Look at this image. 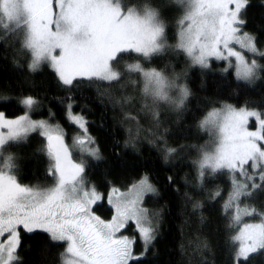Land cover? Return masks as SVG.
<instances>
[{
    "label": "snow or ice",
    "instance_id": "6c2138e0",
    "mask_svg": "<svg viewBox=\"0 0 264 264\" xmlns=\"http://www.w3.org/2000/svg\"><path fill=\"white\" fill-rule=\"evenodd\" d=\"M175 3L184 11L178 21V43L170 45L164 0L155 6L148 2L129 5L124 0H0V44L15 39L30 53L31 71L46 63L69 88L85 80L106 82L109 87H126L125 81L131 84L139 96L123 95L112 103L114 108L120 107L125 120L136 122L135 131L127 129L126 143H134L142 126L137 116L125 111L126 105L138 99L139 111L159 129L162 113L185 109L191 94L179 74L158 69L152 64L154 59L170 52L184 54L201 68H208L212 59L226 61L224 71L234 69L236 80L245 82L259 78L264 71V65L244 55L247 51L264 56L257 49L255 36L243 30L246 20L242 12L249 0ZM124 54L131 62L122 68ZM21 104L31 111L37 101L29 96ZM67 118L80 129L74 145L81 153L101 159L85 118L72 113L71 103ZM250 119L255 121L251 130ZM199 127L209 132L211 146L197 149L200 157L194 164L198 185L203 187L217 174L228 175L231 191L224 209L231 210L230 226L239 225L232 238L238 245L234 259L236 264H250L254 254L264 255V214H259L260 222L242 223L243 217L253 216L256 209L242 208L240 201L264 191V114L224 104L208 112ZM149 131L156 140H164L163 134ZM31 133L46 141L42 151L48 158L47 175L52 180L47 187L22 185L15 174L17 162L11 149ZM165 151V160L177 153L176 148L167 146ZM85 169V160L72 159L59 125L33 120L28 114L10 119L0 112V264H16L21 230L46 234L40 237L45 247L63 246V264H142L134 251L137 240L125 232L134 228L147 252L156 238V223L142 205L145 196L156 194V188L147 176L126 193L113 187L107 196L112 214L104 219L94 206L105 197L94 186L86 185ZM215 195H220L219 190ZM200 206L195 204L194 208Z\"/></svg>",
    "mask_w": 264,
    "mask_h": 264
},
{
    "label": "trees",
    "instance_id": "16d2710c",
    "mask_svg": "<svg viewBox=\"0 0 264 264\" xmlns=\"http://www.w3.org/2000/svg\"><path fill=\"white\" fill-rule=\"evenodd\" d=\"M145 2L155 6L159 0H124L129 5ZM164 4L167 41L175 45L178 32L174 23L181 11L166 0ZM242 16L246 20L243 30L254 35L257 48L264 50V0H249ZM124 57L122 68L131 62L127 59L128 54ZM261 62L264 65V56ZM29 64L30 54L23 51L15 39L0 44V112L10 119L25 114L21 100L31 96L37 101L31 117L59 125L66 142L71 144L80 134V129L67 118V106L71 103L73 114L86 117L88 133L100 150L99 160L79 153L86 161L84 175L88 182L98 192L106 194L113 187L129 188L147 176L156 188V194L145 199V206L156 219V238L140 258L142 264H236L237 243L232 238L237 229L230 226L231 210L226 212L224 209L231 191L230 179L226 174H217L203 187L196 179L194 161L200 157L197 149L204 148L208 142L199 124L208 112L224 104L264 114V71L255 83H244L237 81L233 72H225L221 62L212 61L208 68H201L193 65L186 55L177 56L171 52L154 59L153 66L165 69L169 74H179L180 82L188 86L191 94L185 109L162 113L159 129L153 128L150 117L137 111L140 108L138 99L133 101L135 106H125V111L137 116L142 126L140 137L134 143H126L129 140L127 129L131 127L135 131L136 122L125 120L120 107H113L112 100L123 95L138 97L139 93H134L131 84L125 81L126 87H109L106 82L85 80L69 88L59 82L49 66L31 71ZM149 129L163 134L164 140H156ZM151 140L155 143H150ZM45 145L44 138L34 133L11 149L17 162L15 174L22 185L52 183L47 175L48 158L42 151ZM165 146L177 149V153L167 160ZM217 190L221 192L219 196L214 195ZM247 201L256 209L253 219L261 218L264 191ZM195 204L201 206L194 208ZM94 211L104 219H109L112 214L106 203L97 204ZM126 232L137 237L132 227ZM45 235L21 230L16 264H62L64 247L55 244L45 247L40 239ZM142 250L143 245L137 238L135 252L140 254ZM250 264H264V255L254 254Z\"/></svg>",
    "mask_w": 264,
    "mask_h": 264
},
{
    "label": "rangeland",
    "instance_id": "374dc122",
    "mask_svg": "<svg viewBox=\"0 0 264 264\" xmlns=\"http://www.w3.org/2000/svg\"><path fill=\"white\" fill-rule=\"evenodd\" d=\"M166 1H168L169 2V4L171 5V6H174V7H176V8H178L180 11H181V15L178 17V19H177V21H175V23H174V27H175V29L177 30V32H178V21L180 20V18L182 17V15H183V7L181 6V5H178V4H176L175 3V0H166ZM243 13V12H242ZM177 38H178V34H177ZM179 39V38H178ZM234 47H236L237 48V50H240V51H244V50H241V49H239V47L238 46H234ZM258 49V48H257ZM259 50V49H258ZM260 52H264V50H259ZM30 54V53H29ZM244 55H245V57L249 60V61H251L252 59H256L257 61H258V63H260L261 65H262V62H261V59H262V57L263 56H259V55H254V54H252V53H249V52H247V51H244ZM212 61H216V62H221V63H223L224 64V68L227 66V62L226 61H218V60H215V59H212L211 61H210V63L212 62ZM30 62H31V56H30ZM233 63H234V60H233ZM43 65H47L46 63H42L41 65H40V67H42ZM48 66V65H47ZM198 66V65H197ZM39 67V68H40ZM223 68V69H224ZM229 71H231V72H233V74H234V69H229ZM235 76V75H234ZM181 79V78H180ZM256 80L257 79H254V80H252V81H250V82H245V81H241V82H244V83H255L256 82ZM34 107V106H33ZM33 109V108H32ZM32 111V110H31ZM31 111H28V110H26V112H25V114H28L29 115V117L31 118V119H33L32 117H31ZM255 111H257V110H255ZM259 112V111H258ZM16 118H18V117H16ZM33 120H35V119H33ZM36 121H39V120H36ZM254 124H255V121H254V119H250V122H249V128H250V130L251 129H253V127H254ZM202 130V132L207 136V138H208V142H206V145H205V149H207V148H209L210 146H211V137H210V135H209V132L208 131H205V130H203V129H201ZM32 134H34V133H31V134H29V136L30 135H32ZM28 136V137H29ZM27 137V138H28ZM66 139V138H65ZM73 141H74V139H73ZM73 141H72V143L71 144H69V143H67L66 141H65V143L69 146V149H70V151H71V154H72V159L74 160V161H77V162H79L81 159H82V157L80 156V154L79 153H81L80 151H79V149L74 145V143H73ZM81 154H83L84 156H87L86 154H84V153H81ZM87 157H89V156H87ZM145 177V176H144ZM85 181H86V185L88 186V187H92L93 185L92 184H90L89 182H88V180L86 179V177H85ZM139 182V181H138ZM137 182V183H138ZM136 184V183H135ZM50 184H47V185H42V186H39V187H47V186H49ZM132 186H130L129 188H126V189H119L121 192H128V190L131 188ZM112 189V188H111ZM111 189L106 193V194H103V193H101L104 197H105V199L102 201V202H100V203H107V196H108V194L110 193V191H111ZM150 195V194H149ZM148 196V195H147ZM147 196H145V198H144V202H143V207H145V208H147L146 206H145V199H146V197ZM247 199L248 198H241V201H240V203H241V207L243 208L244 206H248V207H250V208H254L253 206H251L250 204H249V202L247 201ZM100 203H98V204H100ZM108 204V203H107ZM109 205V204H108ZM110 206V205H109ZM111 207V206H110ZM94 208H95V206H94ZM148 213H149V216L150 217H152L153 219H154V221L156 220L155 218H154V216H152L151 215V213L149 212V210H148ZM97 214V213H96ZM98 215V214H97ZM254 215H256V214H254ZM253 215V216H254ZM253 216H245V217H243V220H242V223H244V222H250V223H257V222H260V219L261 218H258V219H253ZM156 223V222H155ZM234 227H236V229L238 230V228H239V225H234ZM237 230H236V233H237ZM132 231L133 232H135V230H134V228H132ZM125 234H127V235H129V237L130 238H135L136 240H137V238H138V235H137V237H136V235H134V234H131V233H129V232H125ZM142 243V242H141ZM143 245V244H142ZM237 247H238V245H237ZM134 251H135V246H134ZM136 253V252H135ZM144 253H145V251H144V246H143V250H142V252L140 253V254H138L139 256H140V258L141 257H143L144 256ZM137 254V253H136ZM62 264H63V262H62Z\"/></svg>",
    "mask_w": 264,
    "mask_h": 264
},
{
    "label": "bare ground",
    "instance_id": "6f19581e",
    "mask_svg": "<svg viewBox=\"0 0 264 264\" xmlns=\"http://www.w3.org/2000/svg\"><path fill=\"white\" fill-rule=\"evenodd\" d=\"M220 72V71H219ZM36 73V72H35ZM58 79V78H57ZM92 86V85H91ZM136 101V100H135ZM137 102V101H136ZM135 102V103H136ZM138 105V104H137ZM127 106V105H126ZM139 106V105H138ZM133 107V106H132ZM136 108V107H135ZM131 109V108H130ZM137 111H139V110H137ZM143 116V115H142ZM84 117V116H83ZM86 118V117H85ZM69 120V119H68ZM78 128V127H77ZM66 141V140H65ZM215 189V188H214ZM221 193V192H220ZM215 195V194H214Z\"/></svg>",
    "mask_w": 264,
    "mask_h": 264
}]
</instances>
